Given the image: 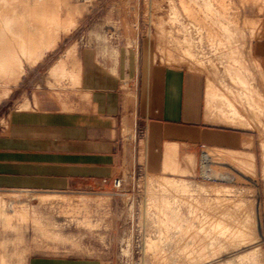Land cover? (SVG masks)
I'll use <instances>...</instances> for the list:
<instances>
[{
	"label": "rangeland",
	"instance_id": "rangeland-1",
	"mask_svg": "<svg viewBox=\"0 0 264 264\" xmlns=\"http://www.w3.org/2000/svg\"><path fill=\"white\" fill-rule=\"evenodd\" d=\"M263 12L264 0H0V139L20 110L62 108L78 94L82 54L202 70L221 92L209 111L257 133L255 166L240 169L249 177L224 162L213 167L234 179L202 177L205 151L230 156L207 147L192 176L150 174L141 154L121 189L107 190L34 188L3 168L0 147V263L264 264V68L254 55Z\"/></svg>",
	"mask_w": 264,
	"mask_h": 264
},
{
	"label": "crops",
	"instance_id": "crops-1",
	"mask_svg": "<svg viewBox=\"0 0 264 264\" xmlns=\"http://www.w3.org/2000/svg\"><path fill=\"white\" fill-rule=\"evenodd\" d=\"M68 50L67 56L75 54ZM254 53L264 68V12ZM81 62V87L68 96L66 106L20 110L4 128L0 147L10 156L3 168L29 174L32 187L113 189L114 178L133 170L141 154L142 168L150 174L189 177L207 147L230 152L206 151L208 169L224 162L236 173L243 166L253 170L257 133L234 117L227 122L209 111L204 71L141 59L140 54H82ZM34 264L55 263L41 259Z\"/></svg>",
	"mask_w": 264,
	"mask_h": 264
},
{
	"label": "bare ground",
	"instance_id": "bare-ground-1",
	"mask_svg": "<svg viewBox=\"0 0 264 264\" xmlns=\"http://www.w3.org/2000/svg\"><path fill=\"white\" fill-rule=\"evenodd\" d=\"M181 2H184V1H181ZM183 4V3H182ZM187 5V4H186ZM186 5H184L183 4V9L185 10V11H187L189 14V16L190 17H192V18H197V19H199L200 21H204V22H207V23H210L211 21V16H209V14H206V16L204 17H202L199 13L201 12L200 10H199V12H197V11H195L193 8H192V6L190 7V6H186ZM210 21V22H209ZM214 22V21H213ZM58 22H56V24H57ZM233 28H235V25L233 26ZM59 30V28L56 30V31H58ZM225 42V40L223 41V43ZM230 48V47H229ZM229 48H225L224 50L225 51H228V49ZM73 52V48H72V50H71V53ZM222 53V52H221ZM224 53V52H223ZM24 56H27V57H29L28 59H31V62L32 61H35V59L36 58H38L37 57V55L39 56V54H37L36 56H32V55H30V54H23ZM231 56H233V57H236V56H238L239 54H230ZM251 56H252V54H250ZM239 59H241V58H239ZM11 64V63H10ZM14 70H15V67H11V70H10V72L11 73H14ZM11 73H9V74H11ZM4 75H6V74H4ZM8 76V75H7ZM7 76H5V77H7ZM9 77H10V79H11V75H9ZM10 79L7 81V83H9L10 82ZM211 80H212V78H211ZM245 85V84H244ZM254 93V92H253ZM5 94H7V91H6V89H3V93H2V95L4 96ZM252 94V93H251ZM255 94H257L256 92H255ZM250 97H251V95H249ZM255 96V95H254ZM253 96V94H252V97H254ZM220 97H221V92H220V90H218L217 89V86H215L211 81H209V83H208V93H207V98H208V104H209V106L212 108V109H216L217 107H219V99H220ZM252 97L250 98V99H252ZM255 97H258V96H255ZM258 99V98H257ZM254 101L256 100V98H254L253 99ZM259 100V99H258ZM258 100H256L257 102H258ZM251 101H249V103H250ZM249 103H247V104H249ZM250 105V104H249ZM248 106V105H247ZM206 152V151H205ZM205 154V153H204ZM204 154H203V157H204ZM204 159V158H203ZM206 164L204 163V161L202 160V167H203V172H204V174L205 175H213L217 170H210V169H208L209 168V166H205ZM218 172V171H217ZM219 173V172H218ZM220 174V173H219ZM223 176H224V174H223ZM0 264H2V262L0 263Z\"/></svg>",
	"mask_w": 264,
	"mask_h": 264
},
{
	"label": "built area",
	"instance_id": "built-area-1",
	"mask_svg": "<svg viewBox=\"0 0 264 264\" xmlns=\"http://www.w3.org/2000/svg\"><path fill=\"white\" fill-rule=\"evenodd\" d=\"M221 174V173H220ZM218 172H215L213 175H205L203 172L202 162H201V176L207 178L209 180H221L223 178V174L220 175ZM123 185V178L117 177L113 180V187L115 189H121Z\"/></svg>",
	"mask_w": 264,
	"mask_h": 264
}]
</instances>
